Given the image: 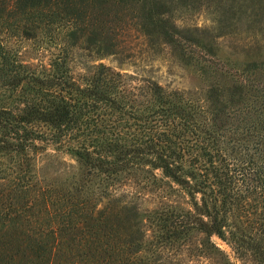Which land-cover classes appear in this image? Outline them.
<instances>
[{
  "label": "trees",
  "instance_id": "trees-1",
  "mask_svg": "<svg viewBox=\"0 0 264 264\" xmlns=\"http://www.w3.org/2000/svg\"><path fill=\"white\" fill-rule=\"evenodd\" d=\"M187 8L0 0V264H235L213 235L264 264V60L206 58L203 100L99 60L162 43L192 57L230 29L264 32V4L215 6L213 36L176 23Z\"/></svg>",
  "mask_w": 264,
  "mask_h": 264
},
{
  "label": "rangeland",
  "instance_id": "rangeland-1",
  "mask_svg": "<svg viewBox=\"0 0 264 264\" xmlns=\"http://www.w3.org/2000/svg\"><path fill=\"white\" fill-rule=\"evenodd\" d=\"M175 5H186L187 9L174 10L173 19L180 27H198V31H202L213 36L216 32V18L218 13L214 9L220 4H264V0H170ZM212 50L205 51L204 48H198L194 51L191 45L188 50L193 56L184 55L177 46L168 43H162L158 51H149L146 47H138V51L129 59L123 62L116 61L113 56H105L100 58L116 69L124 72L136 74L138 77H150L160 83L167 90H180L185 92L191 98L203 100L210 79L203 72L200 65L207 64L206 58L217 56L223 60L226 67H241L245 62L251 59L264 60V32L259 30H243L241 28H233L230 31L214 36L211 42ZM33 43L24 41L20 47L25 57L40 55ZM198 47V46H197ZM146 48V49H145ZM196 50V48H195ZM194 51V52H193ZM213 52V53H210ZM189 54V53H187ZM34 57V60H36ZM47 60L48 54L40 56ZM74 58V57H73ZM72 69L82 71L84 63L77 57L70 61ZM212 66V64H211ZM47 150L56 159H64L67 162H75V155L69 150H55L53 144H48ZM47 158L41 159V167L47 163ZM46 167V166H45ZM160 174V170L156 169ZM139 194H143L142 205L151 207L153 200L150 197L153 192L143 189ZM212 239L224 250H226L235 264H241L240 260L234 255L230 245L221 240L218 236L213 235ZM197 264H208L206 259L197 258Z\"/></svg>",
  "mask_w": 264,
  "mask_h": 264
}]
</instances>
